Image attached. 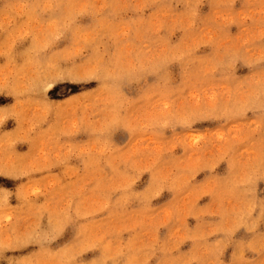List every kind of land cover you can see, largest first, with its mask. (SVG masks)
<instances>
[{"label":"rangeland","instance_id":"1","mask_svg":"<svg viewBox=\"0 0 264 264\" xmlns=\"http://www.w3.org/2000/svg\"><path fill=\"white\" fill-rule=\"evenodd\" d=\"M0 264H264V0H0Z\"/></svg>","mask_w":264,"mask_h":264}]
</instances>
